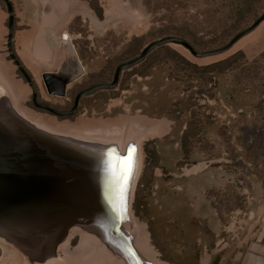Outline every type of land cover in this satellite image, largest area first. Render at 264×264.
Wrapping results in <instances>:
<instances>
[{"label": "rangeland", "instance_id": "rangeland-1", "mask_svg": "<svg viewBox=\"0 0 264 264\" xmlns=\"http://www.w3.org/2000/svg\"><path fill=\"white\" fill-rule=\"evenodd\" d=\"M11 1L19 22L20 39L13 41L16 52L42 99L57 107L68 106L79 90L92 84L93 73L110 79L120 63L133 58V52L140 53L162 38L164 29L174 33L183 30L185 38L205 52L224 46L264 13L262 0L240 29L216 41L222 29L232 23L242 0ZM91 4L99 5L102 18ZM3 6L6 8L5 3ZM58 6L59 12L54 9ZM47 13L51 19L54 15L57 18L47 20ZM6 16L8 20V13ZM260 25L220 55L197 58L180 44L162 45L140 64L125 70L115 89L83 97L80 110L70 118H58L31 106L32 89L8 59L7 25L0 30V63L13 84L7 102L17 118L33 126L31 120L53 122L57 127L45 122L41 123L43 128H37L69 136L66 139L118 146L121 152L134 148L141 169L131 203L132 222L126 227L136 236L135 222L143 227L146 244L136 248L145 264H264V43ZM64 33L70 35L68 45L62 42ZM33 40L35 44L29 43ZM68 50L78 58L82 74L69 85L66 96H53L41 74L59 70ZM41 54L47 61L39 66ZM48 61L50 66H45ZM150 121L165 122L167 131L171 125L173 143L181 139L177 153L183 152V157L175 173L192 165L193 152L198 161L225 170L222 186L202 190L207 197L204 218L210 229L206 225L200 229V212L191 217L186 211V218L175 212L170 216L165 211L169 205H151L159 189L155 180L160 165L145 189L144 209L139 215L135 213L136 191L145 168L144 144L154 140L158 149L164 142L146 129ZM187 132L190 137L185 149L182 138ZM217 133L227 136L221 139ZM162 174L165 179L172 177L166 168ZM84 232L82 227L73 228L68 240L54 248L51 256H32V260L0 237V264H127L105 244L85 237Z\"/></svg>", "mask_w": 264, "mask_h": 264}, {"label": "water", "instance_id": "water-1", "mask_svg": "<svg viewBox=\"0 0 264 264\" xmlns=\"http://www.w3.org/2000/svg\"><path fill=\"white\" fill-rule=\"evenodd\" d=\"M3 1L9 15L7 52L32 89L35 106L61 118L76 114L83 97L115 89L125 70L140 64L149 52L162 45L180 44L197 58L220 55L228 52L264 21L263 13L225 46L205 52L196 51L180 37L157 39L149 43L138 57L121 63L112 82L82 90L77 94L72 109L58 110L37 102L33 79L12 47L13 3L11 0ZM66 65L57 71L41 74L49 94L66 96L67 87L81 76L77 64L72 68ZM129 149L121 152L92 148L84 143L30 130L21 120L8 118L0 132V237L32 260V256L43 257L48 248L52 250L65 243L73 228H91L102 243L127 264H145V258L135 247L133 234L125 229L140 173L136 152L123 197L121 184L113 174L114 169L119 172L122 164L118 157L127 156Z\"/></svg>", "mask_w": 264, "mask_h": 264}, {"label": "crops", "instance_id": "crops-1", "mask_svg": "<svg viewBox=\"0 0 264 264\" xmlns=\"http://www.w3.org/2000/svg\"><path fill=\"white\" fill-rule=\"evenodd\" d=\"M60 8L61 6L60 7L58 6V8H54V9L59 12ZM7 13L8 12L6 8L3 6V3L0 1V30L6 27L7 25V16H6ZM47 15H48L47 20L51 19L50 14L47 13ZM52 17L55 19L57 18L55 15ZM18 23L19 22L16 20V26L13 37V41L15 40L16 43H17V39L20 37L17 36V32L19 29ZM259 28L261 32V38H262L261 40L264 43V21L261 23ZM65 34L68 33L63 34L62 42L63 44L65 43L64 45H68L70 43L71 38L68 42H64ZM34 35L36 34L34 33L32 35V38L34 37ZM256 37L257 35L255 36V38ZM30 42H32V44H35V40L29 41V43ZM43 46L44 44H39L38 47L42 48ZM66 60L68 61L67 65L71 68L73 66H76L77 64V70L80 72L81 69L80 65L77 62V59L72 51L68 50L66 55ZM45 61H47L46 57H44V55L41 54L37 59V65L42 66L43 65L42 62ZM48 65L50 66L49 61L48 64H46L45 66ZM12 89H13V84L12 81H10L9 73L6 72V67L1 65L0 63V93L11 94ZM167 127H168L167 124L163 121L160 122L150 121V123L147 125L146 128L150 131V133L153 134L154 138L160 137V139L164 140V142H162L163 144L160 143L158 144V152L160 155L159 168H161V171L157 174L158 177L156 178L155 183L157 184L159 189L156 196H154V198L152 197L150 201L151 205L152 206H158L159 204L169 205L167 206L169 207V209L167 210L165 208L166 209L165 211L168 212L170 216L172 215V212L184 216L187 211L188 214L191 213V217H192L200 212V216L202 218V221L200 222V226H201L200 229L203 230L205 225L206 227H208V229H210L209 221L205 222V218H204L205 217L204 205H206L207 200L205 198L207 197H204V195L202 194L203 192L202 190L212 188L213 187L212 185L215 184H217V187L222 186L224 183L223 181L224 179L222 178L221 175L224 176L225 170L222 171L221 170L222 167L217 168V166H213V164H206L205 161L203 162L198 161L199 159L198 158L196 159L197 157L196 152H193L191 156V160H193L192 165L182 168L181 172L176 171L175 173V168L177 167L178 162L181 161L180 159H182L183 157V152L177 153V148L180 145L179 143L181 139L173 143L174 140L172 135V126L169 125L168 131H167ZM217 135L221 139L222 138L225 139V136H227L225 135V133L222 134L217 133ZM226 166L229 167L230 164L227 163ZM164 168L169 169V174L172 177L168 179L162 178V175H164L162 174ZM176 189L179 190L176 191Z\"/></svg>", "mask_w": 264, "mask_h": 264}, {"label": "trees", "instance_id": "trees-1", "mask_svg": "<svg viewBox=\"0 0 264 264\" xmlns=\"http://www.w3.org/2000/svg\"><path fill=\"white\" fill-rule=\"evenodd\" d=\"M260 1L262 0H242L240 2V5L241 7L238 8L237 10H235L234 12V17H233V21L232 23L228 24V26H226L225 28L222 29V32H221V36L219 38L216 39V41H218L219 39H223V38H226L228 37L233 31H236L238 29H240L242 27V25L244 24V22H246V20L248 19V17L253 13V8L256 4H258ZM92 6V9L96 12V14L98 15L99 18H102L103 17V11L102 9L99 7V5H94V4H91ZM261 17V16H260ZM259 17V18H260ZM258 20V18H257ZM248 29V28H247ZM246 30V29H245ZM244 31V30H242ZM241 31V32H242ZM240 33V32H239ZM238 33V34H239ZM162 34H164V36L162 37H165V36H176V37H180L184 40H186L187 42H189L193 48L198 51L194 44L191 43L190 41H188L185 36H187L186 32H184L183 30H178V31H175V33L173 31H170V30H167V29H164L162 30ZM185 35V36H184ZM237 35V34H236ZM235 35V36H236ZM234 36V37H235ZM233 37V38H234ZM232 38V39H233ZM160 39V38H159ZM231 39V40H232ZM139 40V38H136L135 41ZM226 45V44H225ZM224 45V46H225ZM223 47V46H222ZM163 49H167L166 46H163L161 47ZM221 48V47H220ZM144 49V48H143ZM142 49V50H143ZM142 52V51H141ZM141 52H133L131 55H132V59L133 60L134 58L138 57ZM200 52V51H198ZM150 53V52H149ZM79 55H80V58L81 60L84 61V58L83 56L81 55V52H79ZM149 55V54H148ZM147 57V56H146ZM183 60V59H182ZM130 61V60H128ZM187 64L191 65L189 62H187L186 60H184ZM85 62V61H84ZM127 62V61H126ZM123 63V62H122ZM121 64V63H120ZM119 64V65H120ZM118 65V66H119ZM220 65V64H219ZM117 66V67H118ZM218 65H214L212 67H216ZM116 67V68H117ZM208 67V66H207ZM206 69V68H205ZM113 76L109 79V78H103L102 75L100 74H92V77H95L94 81L92 82V84L82 88L81 90H84L86 88H89L95 84H107V83H110L112 82L113 78H114V74L115 72L113 71ZM79 90V91H81ZM78 91V92H79ZM77 94V93H76ZM95 94V93H94ZM189 129V128H188ZM190 137V135L187 133H184V136L182 138V146L183 148L187 149V146H188V140L187 138ZM144 150H145V153H146V159H145V168H144V171H143V174L139 180V183H138V187H137V191H136V197H135V213L137 215H139V212H141L140 209H144V205H145V198H144V192H145V189L146 188H149L150 184L153 182L154 180V174H155V169L160 165V155H159V152H158V149H157V146H156V141L154 140H148L145 144H144ZM186 152V151H184Z\"/></svg>", "mask_w": 264, "mask_h": 264}, {"label": "bare ground", "instance_id": "bare-ground-1", "mask_svg": "<svg viewBox=\"0 0 264 264\" xmlns=\"http://www.w3.org/2000/svg\"><path fill=\"white\" fill-rule=\"evenodd\" d=\"M64 39H65V41L64 42H68L69 40H70V36L68 35V34H65V37H64ZM65 44V43H64ZM64 46V45H63ZM72 63V62H71ZM11 96V94L9 93H0V132L1 131H3L4 130V127H5V125H6V122H7V120H8V118H10V117H13V118H15V119H18V120H21L24 124H26L27 125V127H28V129H30V130H33V131H36V132H40V133H43V134H46V135H50V136H55V137H59V138H64V139H66V138H69V136H63V135H60V134H54V133H48V132H46V131H43V130H41V129H38L37 128V126H39V127H41V128H43L44 126L41 124V123H44L45 124V122L46 121H44V120H38V119H36V120H31L33 123H34V125H36V126H33V125H31V123L30 122H27V121H25L22 117H20V118H17L16 117V115H14V113L12 112V110H11V107H10V105L8 104L9 102H7V101H9L8 100V97H10ZM47 123V122H46ZM48 124V123H47ZM48 125H51V126H53V127H57V124H55V123H51V124H48ZM51 126H50V128H51ZM79 126V125H78ZM81 126L83 127V126H86V125H82L81 124ZM59 127V126H58ZM61 128V127H60ZM94 128V127H93ZM102 128V127H101ZM94 130V129H93ZM67 140H71V141H76V140H73V139H67ZM76 142H80V143H84V144H86V145H88V146H91L92 148H98V149H101V150H119L120 151V149L118 148V146L117 147H111V146H107V147H105V146H103V145H99V144H97V143H93V142H84V141H76ZM123 152V151H122ZM134 157H135V155H134ZM138 160V159H137ZM141 169V168H140ZM132 222V220H131V218H130V215H129V218H128V220H127V223H126V225H125V229L126 230H128L129 232H131L132 233V229H128L126 226H127V224H130ZM134 228L136 229V232H137V236L136 235H134V232L132 233L133 234V236H134V244H135V247H137V248H139V249H142L144 246H145V244H146V239H145V237H144V233H143V227L140 225V224H138V222H135V226H134ZM84 230H85V232H84V235H85V237H88L90 240H95V241H98L99 243H102V241H101V239L99 238V235H97V233L93 230V229H91V228H83ZM79 231V233L81 232L80 231V229L78 230ZM3 239V238H2ZM2 241V240H1ZM3 243V242H2ZM3 245V244H2ZM9 246V245H8ZM9 248V247H8ZM6 249V248H5ZM48 251H46V254L45 255H43V257H37V258H48L49 256H51V251L53 250H50L49 248L47 249ZM50 250V251H49ZM86 250V249H85ZM5 251H7V250H5ZM13 252V251H12ZM8 253V252H7ZM11 254V253H10ZM9 253H8V255H10ZM85 254H86V251H85ZM117 254V253H116ZM17 258V257H16ZM22 258V257H21ZM15 259V258H14ZM20 260V259H19ZM40 260V259H39ZM146 261H148V262H151V261H149L148 259H146Z\"/></svg>", "mask_w": 264, "mask_h": 264}, {"label": "flooded vegetation", "instance_id": "flooded-vegetation-1", "mask_svg": "<svg viewBox=\"0 0 264 264\" xmlns=\"http://www.w3.org/2000/svg\"><path fill=\"white\" fill-rule=\"evenodd\" d=\"M0 1H1L2 3H5L3 0H0ZM5 5H6V4H5ZM13 6H14V5H13ZM6 10H7V7H6ZM8 19H9V17H8ZM7 26H8V20H7ZM15 26H16V17H15L14 31H15ZM12 47H13V51L15 52V55L19 58V60L21 61V63L25 66V64L22 62L21 58L18 56V54H17V52H16V49H15L14 43H12ZM8 59L11 60V61H13L10 55H8ZM13 63H14V62H13ZM67 63H68V61L65 60L64 65H66ZM25 68H26L27 71L29 72L28 68H27V67H25ZM18 72H19V74L23 77V79L25 80V82H27V80L24 78L23 74L19 71V69H18ZM29 74H30V72H29ZM30 75H31V74H30ZM31 77H32V76H31ZM32 79H33V83H34L35 90H36V92H37V102L40 103V104H45V105L51 106V107L56 108V109H58V110H70V109H72L73 106H74V104H75V98H76L77 94H78L79 92L82 91V90L79 91V92L75 95V97H74L73 99H70V102L68 103V106H66V107H57V106H54V105H52V104H50V103H48L47 101H44V100L42 99V97H41V95H40V91L38 90L37 85H36V83L34 82V78L32 77ZM27 83H28V82H27ZM67 91H68V87H67ZM57 97H59V96H57ZM30 102H31V106H32L34 109H36V110H40V111L48 112V111H46L45 109H40V108H38V107L35 106L34 98H33V93H32V96H31V100H30ZM81 104H82V99L80 100L79 107H78V111H79L80 108H81ZM78 111H77V112H78ZM48 113H49V112H48ZM50 114H51V113H50ZM52 115H53V114H52ZM73 116H74V115H71V116H68V117L70 118V117H73ZM68 117H64V118H68ZM58 118H61V117H58Z\"/></svg>", "mask_w": 264, "mask_h": 264}, {"label": "snow or ice", "instance_id": "snow-or-ice-1", "mask_svg": "<svg viewBox=\"0 0 264 264\" xmlns=\"http://www.w3.org/2000/svg\"><path fill=\"white\" fill-rule=\"evenodd\" d=\"M134 152V148H130L127 156L118 157V160L122 161V164L119 166L118 173L115 171V169L113 172V174L117 177V182L121 184L120 193L122 197L126 191L124 185L129 179L134 167Z\"/></svg>", "mask_w": 264, "mask_h": 264}]
</instances>
